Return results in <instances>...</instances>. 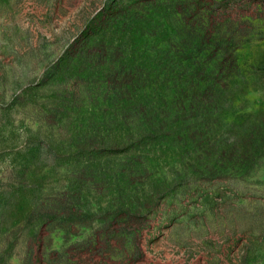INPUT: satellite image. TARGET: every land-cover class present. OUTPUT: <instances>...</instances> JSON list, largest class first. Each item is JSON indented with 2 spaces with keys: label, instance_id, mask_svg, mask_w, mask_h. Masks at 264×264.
<instances>
[{
  "label": "rangeland",
  "instance_id": "1",
  "mask_svg": "<svg viewBox=\"0 0 264 264\" xmlns=\"http://www.w3.org/2000/svg\"><path fill=\"white\" fill-rule=\"evenodd\" d=\"M0 264H264V0H0Z\"/></svg>",
  "mask_w": 264,
  "mask_h": 264
}]
</instances>
